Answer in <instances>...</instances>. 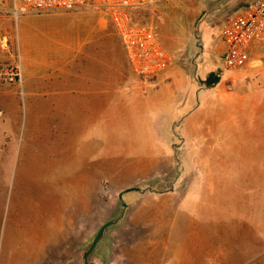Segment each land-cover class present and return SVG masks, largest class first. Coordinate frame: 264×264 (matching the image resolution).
<instances>
[{
  "label": "rangeland",
  "instance_id": "obj_1",
  "mask_svg": "<svg viewBox=\"0 0 264 264\" xmlns=\"http://www.w3.org/2000/svg\"><path fill=\"white\" fill-rule=\"evenodd\" d=\"M248 1L151 0L133 11L134 19L153 25L163 47L172 55L173 69H178L183 81H187L185 91L194 99L190 103L194 102L197 113L190 126L204 123L208 136L198 145L184 139V145L172 147V154L164 156L169 160L162 158L165 162L161 176L155 177L144 172L146 163L129 161L149 152L156 154L157 140L167 138L166 133L162 134L165 129L159 128L166 116L161 117L158 107H148L141 92L140 98L133 100L127 95L110 99L107 120L104 119L107 126L97 131L98 137L103 134L98 143L101 140L103 143L93 160L94 169L101 162L109 174L138 167L145 175L94 177L92 210H84L76 199L77 207L66 212L62 224L58 223V213L51 211L48 197L59 187L55 176L69 168L57 162V148L35 145L34 129L42 115L28 114L17 85L19 79L8 83L14 105L7 149L13 147V153L2 174L6 205H2L0 219L2 224L6 219L13 223V239L11 249L6 250L9 256L5 255L1 233L0 264H6L7 256L8 259L12 256L13 264H181L182 259L173 254L174 249L194 250L198 242L182 236L187 233V222L179 217L190 219V232L198 227L215 237H231L230 241L224 239V244L228 241L230 249L244 250V256L236 264H264V45L251 44L247 63L225 72L220 68L222 45L218 36L222 21ZM11 8L12 0H0V17H6V35L0 33V66L15 67L19 72L13 39L20 45L26 30L22 22L37 13L14 16ZM42 13L67 14V22L60 23L56 33L62 42L76 44L108 35L109 69L110 73L114 71L112 59L119 57L120 44L102 9ZM86 26L92 28L93 36ZM133 78L141 85L149 80L139 79L135 74ZM164 79L163 83L171 82L167 77ZM0 82L7 83L2 78ZM175 99L179 102L180 97ZM121 105L136 113L121 114ZM145 106L147 111L140 110ZM4 150L0 147V153ZM125 153H129L126 161H120V155ZM170 190L175 191V199L179 201L178 213L171 209L170 199L155 198ZM10 198L12 202L18 198L24 209L19 212L9 209ZM136 200L144 202L143 206H135ZM154 230L160 233L149 239ZM238 237H246V243L241 245ZM77 248H82L79 259L74 254ZM149 251L155 254L150 256Z\"/></svg>",
  "mask_w": 264,
  "mask_h": 264
},
{
  "label": "crops",
  "instance_id": "obj_2",
  "mask_svg": "<svg viewBox=\"0 0 264 264\" xmlns=\"http://www.w3.org/2000/svg\"><path fill=\"white\" fill-rule=\"evenodd\" d=\"M30 16L22 22L24 26L26 25V30L21 37L20 45L17 46L13 39L19 69L17 85L20 86L28 114L42 115L41 121H38L34 129L36 131L35 145H52L57 148V162L61 166L69 168L67 171L60 172V176H55L56 181L59 182V187L55 188L53 196L48 197L51 211L53 214L58 213L59 224H62V219L64 220L68 210H75L77 207L76 199L80 200L84 210H92L94 177L116 176L124 178L126 176L145 175L138 167L127 172L116 174L111 172L109 174L108 170L103 169L101 162H98L94 169L93 160L97 158V153H100L99 145L102 147L103 143L102 140L98 143V139L103 137V134L98 137L97 131L103 130V126H107L104 124V119L107 120L110 99H115L117 95H127L133 100L137 97L140 98V94L143 93L142 98L146 97L147 101L143 98L144 103L150 108L158 107L161 111V117L166 116L165 120H161L159 128L165 129L162 134L166 133L167 138L162 137L160 140L162 143L157 140L159 146L156 149V154L155 151H153V155L149 152L147 156L132 157L129 161L146 163L147 168L144 172L153 173V176H161L162 163L165 162L162 158L172 154V147L184 145V139L194 141L195 143L192 144L198 145L200 140L208 136L205 132L204 123L197 122L196 125L190 126V120L197 111L194 109V102L190 103V99H193L192 96L185 91L187 81H183L178 69L177 71L173 69L174 61L171 67L144 81L141 85L136 78H133L120 41L119 57L115 60L112 59L115 69L110 73V43L106 37L108 35H105L104 39L102 36L100 38L92 37L91 40L86 39L82 42H76V44L62 42L56 33L60 23L67 22V14L37 13ZM86 27L93 36L92 28ZM5 31L6 17L2 16L0 17V33L6 35ZM165 77L171 82L163 83ZM8 86V83L0 82V147L5 148L4 152L0 153V214L2 205H6V197L3 196L2 190V174L8 168L7 160L9 157L12 158L13 153V147H10V150L7 149V135L12 128L9 118L11 120L14 105L13 93ZM177 96L180 97L179 102L175 99ZM137 100L139 101V99ZM127 108L125 109V106L121 105V114L124 111L127 115L132 114V112L136 113L132 108ZM140 110L147 111V107L145 106ZM168 117L169 119H167ZM189 130H193L194 133H190ZM125 132L123 131V133ZM155 132H158L156 127ZM104 145L107 146L105 141ZM24 149L21 147V150ZM128 155L129 153L120 155V161H126ZM101 159L104 160L103 157ZM164 159L169 160V158ZM157 167L159 169L155 170ZM175 194V191L170 190L166 193H159L155 198L170 199L173 202L171 209L178 213L180 210L177 205L179 201L177 198L175 199ZM7 200L9 209L12 211L19 212L24 209L18 198L15 202H12L11 198ZM143 203L140 200L134 202L135 206H143ZM174 219L175 217L169 222ZM177 219L187 222V233L182 236L188 237V239H196L198 242L194 250L179 251L174 249L176 252L173 254L182 259L181 264H236L244 256L243 249H230L228 241L226 245L224 244V239L225 242L226 240L230 241L231 237L229 239L215 237L212 232H201L198 227L196 231L190 232V219L189 221L185 220L186 218L179 217ZM12 224L9 219H6L5 223L2 224L0 219V235L2 233L1 240L4 243L1 248L5 255H8L6 250H10L12 247ZM158 224L160 223L157 220L156 225ZM14 225L16 226V224ZM157 232L160 233L158 230ZM157 232L154 230L152 234H149V239L157 237ZM238 239L242 245L246 243L247 238L238 237ZM148 253L150 256L155 254L153 251ZM74 254L79 259V256H82V248H77ZM8 256L5 263L13 264L10 262L12 256L9 259Z\"/></svg>",
  "mask_w": 264,
  "mask_h": 264
},
{
  "label": "built area",
  "instance_id": "obj_3",
  "mask_svg": "<svg viewBox=\"0 0 264 264\" xmlns=\"http://www.w3.org/2000/svg\"><path fill=\"white\" fill-rule=\"evenodd\" d=\"M151 0H12L10 13L51 12L72 9H102L110 19L122 45L127 63L137 78L147 80L173 64L151 23L133 18V11ZM222 45L220 68L229 72L240 69L248 61V49L253 43L264 45V0H249L234 14L225 18L218 31ZM0 78L16 83L15 67L0 66Z\"/></svg>",
  "mask_w": 264,
  "mask_h": 264
}]
</instances>
